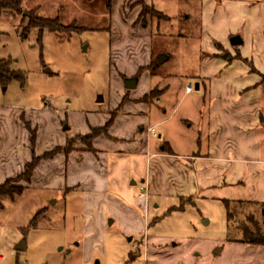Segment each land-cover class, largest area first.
Masks as SVG:
<instances>
[{"label": "rangeland", "instance_id": "rangeland-1", "mask_svg": "<svg viewBox=\"0 0 264 264\" xmlns=\"http://www.w3.org/2000/svg\"><path fill=\"white\" fill-rule=\"evenodd\" d=\"M108 1L23 0L21 12L58 19L68 31L78 29L71 34L32 28L23 37L27 27L23 13L16 18L0 12V60L10 61L14 72L9 82H0V108L18 107L7 117L3 115L2 121L9 118V123L22 126L36 144L39 130L46 126L51 130L53 122L59 133L69 138L70 131L64 132L63 127L71 123L62 116L57 122L58 111H64L70 120L107 112L116 74L110 33L114 11L117 27L120 19L124 23L135 20L134 27L140 30L151 29V65L156 61L160 67L155 80L170 87V107L174 103L177 107L185 96L189 82L181 77L192 82L194 94L186 96L184 104L178 106L180 113L189 110V100L198 96L197 77L213 69L207 62L216 55L223 56L227 63H221V90L228 92L233 87L234 91L247 85L251 88L246 94L252 95L258 108H262L257 137L259 157L264 159V0H153L154 7L145 0H112L110 12ZM211 8L213 19H206L204 13ZM230 31L243 40L242 45H231L227 35ZM211 44L215 52H208ZM165 55L169 59L161 65L158 59ZM205 84L200 93L210 90V81ZM159 86L152 92L154 97L160 95ZM100 98L103 103L98 102ZM89 136L68 139V149L74 150L78 144L90 149ZM10 180L12 186L23 187L24 192L13 199L0 200V264H154L155 259L147 254L148 238L152 237L160 241L157 246L150 244V249L176 250L164 253L158 264L172 260L178 264H239L233 255L230 258L215 254L216 249L223 251L228 245V235L249 246L253 245L249 242L264 239L263 209L253 212L246 203L230 205L222 201L230 192L221 196V202L162 198L155 202L160 206L157 209L151 202L146 233L140 235L128 233L118 222L110 224L115 221L113 217L108 218L105 230L91 229L85 220L82 194L66 196L51 190L27 189L28 184L19 176ZM44 209L47 213L41 220L44 215L38 213ZM36 217L41 221L32 227ZM245 233L252 236L250 240ZM23 243L26 249L17 251L16 247ZM244 261L247 262L241 260Z\"/></svg>", "mask_w": 264, "mask_h": 264}, {"label": "crops", "instance_id": "crops-1", "mask_svg": "<svg viewBox=\"0 0 264 264\" xmlns=\"http://www.w3.org/2000/svg\"><path fill=\"white\" fill-rule=\"evenodd\" d=\"M145 3L154 7L153 0ZM212 10L204 13L206 19H213ZM112 16L111 60L116 74L111 107L107 112L81 114L80 119L72 120L64 111H58L57 122L62 116V119L68 117L71 123L69 138L59 133L57 123L53 122L51 130L47 126L40 128L36 144L22 126L9 123V118L2 121L3 115L7 117L18 107L0 108V185L22 175L34 154L42 156L56 147L65 148L68 139L87 137L93 129L103 128L112 121L107 134L91 141L90 149L78 144L68 155L63 152L52 160L42 161L27 189L51 190L66 196L84 195L85 220L98 232L105 230L108 218L113 217V223L118 222L130 234L146 233L151 202L155 209L160 208L155 202L162 198L221 202V196L230 192L226 198L231 199L222 201L230 205L246 203L253 212L263 209L264 159L259 157L257 137L262 108H258L252 95L246 94L251 87L245 85L234 91L229 87L228 92L222 91L221 63L227 62L223 56L216 55V59L206 60L207 66L213 69L197 77L198 96L189 100V110L180 113L178 106L194 91L186 90L179 105L174 108V103L170 107L167 94L170 87L162 86V81H156L150 71L151 29L140 30L134 27L135 20L124 23L120 19L117 27L114 11ZM119 30L121 33H117ZM123 34L125 38H120ZM227 35L229 40L234 37L231 31ZM213 47L211 44L208 52H215ZM165 56L167 61L169 56ZM128 78H138L135 90L125 89ZM182 79L189 82L187 89L192 82L185 76ZM206 81H210V90L200 93ZM159 84L160 95L151 98ZM145 98L148 99L145 101ZM150 128L156 130L158 137L148 132ZM44 130L48 132L45 134ZM143 186L148 187V201L140 197ZM242 191L247 192L242 195ZM159 241L156 237L148 238V258L155 259L156 264L164 253L176 252L149 248L150 244L157 246ZM227 242L221 255H230V258L233 255L239 264L264 263V246L241 245L231 234ZM178 262L172 260L167 264Z\"/></svg>", "mask_w": 264, "mask_h": 264}, {"label": "trees", "instance_id": "trees-1", "mask_svg": "<svg viewBox=\"0 0 264 264\" xmlns=\"http://www.w3.org/2000/svg\"><path fill=\"white\" fill-rule=\"evenodd\" d=\"M111 2H112V0L108 1L109 12L111 11V4H112ZM22 3H23V0H16V1H14V0H0V12H8V13L16 16V18L21 13H23V15H22L23 20H24L23 22L27 23V27L25 28L26 31L24 30L23 37H27L29 30L32 28H38L41 30V32L44 30H49L51 32H63V33H68V34H71L73 32L78 31V29H72V30L68 31L67 28L63 27L60 24L58 19L57 20L44 19L41 16L35 15L33 12H28V14L26 12V14H25L24 12H21ZM155 11H157V10L155 9ZM156 13H158V12H156ZM232 59L227 58V60H229V61H231ZM10 64H11V62L8 60H0V82L2 84H6L14 76V72L11 70ZM158 67H159V65L157 64L156 61L153 62L152 65L150 66V71L153 75H156V70L158 69ZM140 72H142V71H140ZM140 72H139V75H140ZM263 82H264V80H263ZM151 98H156V97H154V94H151ZM147 99L148 98H145L144 100L146 101ZM111 124H112V121L107 123L105 125V127H103V128L93 129L91 131V136L88 137L89 140L92 141L97 136L107 134ZM33 143L35 144L34 139H33ZM69 146H70V142H67V146L65 148L56 147L54 150L46 152L42 156H36V154H34L32 162L26 165L25 172L19 176V179L22 180L26 184H30L36 168L40 165V163L42 161L52 160L57 155H59L63 152L66 155H68L69 153H71L73 151L72 149L71 150L68 149ZM12 182H13L12 180L8 179L3 184L0 185V200L5 199V198H12L13 199L16 196L22 195V193L24 192V188L23 187L15 188L14 186H12ZM46 213H47V209H44L38 213V215H40V214L44 215V217L41 220L45 219ZM262 215L264 217V208L262 210ZM41 220H39V218L36 217L33 220V222L31 223L32 227H36ZM244 235H245V238L247 240H250V237H252L248 233H245ZM249 243L253 244V245L264 246V239H262L258 242H255V243H252V242H249Z\"/></svg>", "mask_w": 264, "mask_h": 264}, {"label": "water", "instance_id": "water-1", "mask_svg": "<svg viewBox=\"0 0 264 264\" xmlns=\"http://www.w3.org/2000/svg\"><path fill=\"white\" fill-rule=\"evenodd\" d=\"M243 44V40L239 37V36H235L233 38H231V45L232 46H239ZM167 57L166 56H160L159 57V62L160 64H163L166 61ZM138 85V78H128L125 80L124 82V87L127 90H135L137 88ZM98 102H103V98H100ZM70 129V127L68 125H65L63 130L64 131H68ZM113 221H110V224H112ZM26 249L25 243L18 245L16 247L17 251H23ZM222 249L218 248L215 250V254L220 255L221 254Z\"/></svg>", "mask_w": 264, "mask_h": 264}, {"label": "built area", "instance_id": "built-area-1", "mask_svg": "<svg viewBox=\"0 0 264 264\" xmlns=\"http://www.w3.org/2000/svg\"><path fill=\"white\" fill-rule=\"evenodd\" d=\"M187 92L188 93H191L194 91V86L193 84H190L188 87H187ZM148 132L153 136V137H158V134L156 132V130L154 128H150L148 130ZM140 197L142 199H144L145 201H148V198H149V190H148V187H141V190H140Z\"/></svg>", "mask_w": 264, "mask_h": 264}]
</instances>
